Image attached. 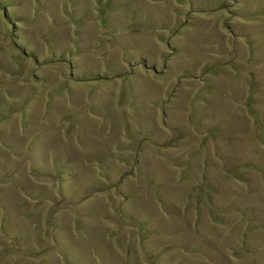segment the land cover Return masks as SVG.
<instances>
[{"label":"rangeland","instance_id":"374dc122","mask_svg":"<svg viewBox=\"0 0 264 264\" xmlns=\"http://www.w3.org/2000/svg\"><path fill=\"white\" fill-rule=\"evenodd\" d=\"M0 264H264V0H0Z\"/></svg>","mask_w":264,"mask_h":264}]
</instances>
